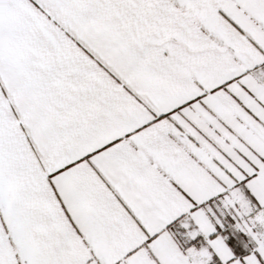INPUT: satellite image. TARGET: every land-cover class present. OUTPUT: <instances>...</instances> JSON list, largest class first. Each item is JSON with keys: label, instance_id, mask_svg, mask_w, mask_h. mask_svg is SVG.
Wrapping results in <instances>:
<instances>
[{"label": "crops", "instance_id": "crops-1", "mask_svg": "<svg viewBox=\"0 0 264 264\" xmlns=\"http://www.w3.org/2000/svg\"><path fill=\"white\" fill-rule=\"evenodd\" d=\"M0 264H264V0H0Z\"/></svg>", "mask_w": 264, "mask_h": 264}, {"label": "rangeland", "instance_id": "rangeland-1", "mask_svg": "<svg viewBox=\"0 0 264 264\" xmlns=\"http://www.w3.org/2000/svg\"><path fill=\"white\" fill-rule=\"evenodd\" d=\"M240 224H241V225H240ZM245 226H246V225H245ZM236 228H238L239 230H241V229L244 228V225H243L242 223H239V225L236 224Z\"/></svg>", "mask_w": 264, "mask_h": 264}]
</instances>
